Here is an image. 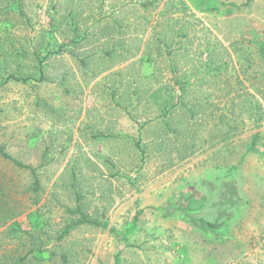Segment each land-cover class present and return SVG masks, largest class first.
<instances>
[{
	"label": "rangeland",
	"instance_id": "374dc122",
	"mask_svg": "<svg viewBox=\"0 0 264 264\" xmlns=\"http://www.w3.org/2000/svg\"><path fill=\"white\" fill-rule=\"evenodd\" d=\"M39 62L49 79L108 71L115 85L64 96L58 81L3 82L35 78ZM255 132L226 175L247 201L233 240H201L187 222L216 225L226 206L203 207L186 180L209 169L218 137L227 164ZM0 147L38 179L0 155V264H264V0H0ZM77 196L96 222L61 238Z\"/></svg>",
	"mask_w": 264,
	"mask_h": 264
},
{
	"label": "crops",
	"instance_id": "0c3cea01",
	"mask_svg": "<svg viewBox=\"0 0 264 264\" xmlns=\"http://www.w3.org/2000/svg\"><path fill=\"white\" fill-rule=\"evenodd\" d=\"M177 48L178 47L175 45L174 49H177ZM125 64L126 63L111 65L106 69L107 70L123 69V68H125L124 67ZM172 64L174 66L173 68L176 70V67H175L176 63L172 62ZM41 68L43 69L42 64H41ZM42 69H41V71H39L38 76H36L35 78L32 76H29V82L32 80L37 81V82H46L49 80L50 83L56 84L54 82L58 81V85L61 87V92L63 93L64 96L67 94L69 95V93L72 92V90L67 86V84L71 85L72 83H75L76 86L88 85L89 86L88 91L90 92L89 95H92V93H94L95 89H93V88L98 83L107 84V85H109V84L115 85V82H110L111 78L108 76V71H104L99 76H97L96 78H93L92 80L88 81V79H86V78L66 77V76L65 77L61 76L59 79H49V78L43 76V70ZM80 69H82V67H80ZM166 69H168V67ZM100 78L105 79L107 82L99 81ZM77 79H78V81H77ZM79 82H81V83H79ZM187 83L188 82H186V84L183 85V84H179L176 79L173 80L170 84L173 87V89L175 90V95L171 96L169 98V100L173 101L174 103H179L180 105H182L181 102H184V100H185L184 94L186 92L185 89H183V86H187L188 85ZM189 83H193L192 78L189 81ZM119 84L120 83H116V85H119ZM161 84H164V83H161ZM178 85H180V86H178ZM111 88L115 89L114 87H111ZM160 88H161L160 90L164 89V87H162V86H160ZM111 94H113V93L111 92ZM121 100H122L121 105L117 104L118 110L120 111V118L119 119H121L124 122V118H125V120H126L125 124L129 125L128 110L123 105V103L127 102L128 100H124V99H121ZM88 101L91 102L90 100H88ZM102 101H104L103 98L99 99V102H102ZM255 102H260V101L258 99H256ZM56 104L59 107L62 106L61 101H59ZM175 105H178V104H175ZM185 106H187V105L185 104ZM260 108H262V107H260ZM185 111L188 114L187 119H191V118L193 119L195 117V113L193 112L192 109L189 108V106H187V109ZM161 117H163V116H161ZM218 119H219V116H218ZM95 132L96 131H94V133ZM117 132L124 134L123 127L121 128L120 131H117ZM126 132L128 134V130ZM97 133H98V131H97ZM221 133H222V135L225 134L224 129H222ZM90 134H92V131H90ZM101 134H103V133H101ZM191 134H192L191 131H189L187 133L188 136ZM257 134H259V133L255 132L251 135V139H250L245 151L240 155L239 159L234 163H227V164L225 163V159H224V151L223 150L225 148L223 147L224 146L223 144L220 145V138L221 137L220 138L218 137L216 139V142L211 143L212 146L215 144V149L213 151L214 156H212V160L209 162V165L207 166V167H209V169L207 171L204 170L205 172L198 174L197 177H195V176L190 177L188 180H186L188 183L187 184V186H188L187 192L188 193H202L201 194L202 196H199V198L201 200L203 207H205L206 205L210 206V205H214V204L226 206V207L222 208V211H221L222 219L220 221H218L217 228H216L215 232H208L206 235L202 234V236L199 237L201 240L206 239V240H209L210 243H214V244L225 243V242H228L230 240H233L232 239V228L235 225V223L237 222L238 211H240V209L245 207L247 201H246V199H244V197L242 196L241 193H239V194L236 193V195L239 199L238 202L236 204H233L232 206H230L229 209L227 208V205L225 204V201L223 200L224 199L223 192L225 190L226 182H227L226 175H227V173H233L236 170H238L242 166V164L244 163L245 156L250 151L255 150L256 146L260 145L259 137L258 136L256 137ZM253 137H256V141L251 146V141H252ZM221 139L223 140V137ZM140 145L141 144H139V143H135V146H137L139 151L142 152L143 149H142V146H140ZM205 146L208 147L207 143L203 145V148ZM220 150H222L221 153H220ZM232 180L235 183L234 178H232ZM189 183H191V185ZM214 198H218L216 202L213 201ZM220 199H221V201H220ZM200 218L203 221L201 223H199L198 225L190 224L187 222V226H189L191 228L190 230H192V229L196 230L197 228H195V227L206 226V225H204V223H206L207 221H210L209 219L203 218L202 216ZM204 220H207V221H204Z\"/></svg>",
	"mask_w": 264,
	"mask_h": 264
},
{
	"label": "trees",
	"instance_id": "16d2710c",
	"mask_svg": "<svg viewBox=\"0 0 264 264\" xmlns=\"http://www.w3.org/2000/svg\"><path fill=\"white\" fill-rule=\"evenodd\" d=\"M41 62H39V65H38V70L41 71ZM9 79H14V80H18V81H21V82H27V80H29V75H26V76H20V75H17V73H9L5 79L3 80L4 81H8ZM258 136V134L256 135V137ZM256 137H253L252 141H251V146L255 143L256 141ZM0 155L5 158V159H9L11 160L12 162H14V164H16L17 166H20V167H26V168H29V172L31 174V176L34 178V182H33V188L36 190L37 187H38V179H37V176H36V170L33 166L31 165H24L23 163L19 162L18 160H16L14 157L10 156L9 154H7L4 150H3V147H0ZM231 182V181H230ZM228 186L226 185L225 187V190L223 192L224 194V201H225V204L227 205V208L229 209L230 206H232L233 204H236L238 202V197L234 191V187L231 186V187H228L230 188V191L229 193H225L226 191V188ZM77 205L74 209H70V212L71 213H78L79 214V217L76 219V220H71L70 222H68L65 227L62 229L61 231V234H60V237L62 238V236L64 235H67L69 233V231L76 225L78 224H94L96 221H93L91 220L80 208V206L78 205V196H77ZM221 201V199H220ZM193 211V210H192ZM191 212V211H189ZM192 222H188L190 224H195V225H198L199 223H201L203 220L200 218V217H192L191 219ZM204 221H207V220H204ZM204 225L206 226H202V227H195L197 228L196 229V234H198L199 236H202L203 235H206L208 232H215L216 228H217V224L215 225L214 222L212 221H207L206 223H204ZM201 226V225H200ZM194 229H192L193 231ZM15 231V230H14ZM195 231V230H194ZM20 233H25L26 236H29L28 239H29V245L33 246L35 244H38L36 243L40 238L38 235H36L35 233H32L31 231H19ZM59 237V238H60ZM58 238V239H59ZM33 248V247H32ZM25 257H20V259H24ZM61 261L63 262V264H70L69 263V260L67 258L66 255H61ZM1 264H12V263H6V262H2ZM14 264V263H13Z\"/></svg>",
	"mask_w": 264,
	"mask_h": 264
}]
</instances>
